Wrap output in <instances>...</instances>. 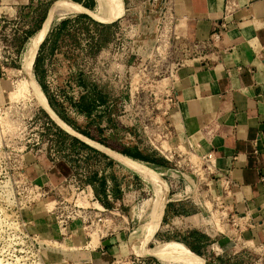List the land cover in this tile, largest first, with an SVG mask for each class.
<instances>
[{"label": "rangeland", "instance_id": "1", "mask_svg": "<svg viewBox=\"0 0 264 264\" xmlns=\"http://www.w3.org/2000/svg\"><path fill=\"white\" fill-rule=\"evenodd\" d=\"M46 4L48 6L42 12L44 17L38 25H29L26 29L27 24L9 21V16L3 17L4 0H0V263L70 264L66 257L68 253L85 250L72 245L67 234L60 236L59 229H54V236L58 239L47 238L44 233L48 228L45 226V230H41L35 216L42 211L48 218L47 223L55 228V217L47 213L52 207L51 202L45 203L54 198L61 200L72 196L70 190L62 187L50 190L43 174L45 169L62 161V156L51 144L54 129H65L124 165V159L108 151L110 149L94 144L66 124L72 119L82 127H90V114L94 115L91 121L96 122L102 115L99 111L107 104H113V108L117 104L118 113L113 111V114L114 118L115 114L120 116L125 142L138 141L146 156L155 155L156 159L170 163L169 171L159 175L155 182L156 193L137 174L124 169L123 180L138 179L140 185L134 196L131 189L126 191V194L138 197L130 209L133 223L128 231L129 236L134 232L136 243L130 236L129 244L137 255H154L141 244L144 238L148 240L152 236L146 221L149 212L134 220V208L141 202H144V207L151 205L155 208L160 204L159 198L166 200V195L173 194L171 187L176 179L180 177L186 182L183 176L189 172L186 166H192L197 176L191 179L194 186L207 183L200 158L189 150L188 154L183 152L179 144L173 143L165 119L169 81L187 62L171 2L47 0ZM61 19L68 20L67 27L61 36L49 41L48 36ZM18 80L30 81L52 111L38 103L36 97L17 99L10 96L17 90ZM80 166L82 162L76 165ZM63 167L67 168L64 164ZM75 177L66 176L64 185ZM206 187L200 186L201 189L195 192L196 187L191 186L186 194L179 197L191 201L198 196L205 216L225 233L226 212L213 201V195ZM123 211L126 212L125 208ZM162 213L153 225L155 229ZM112 223L109 226L85 227L86 240L92 242V234L95 233L99 241L105 227H112ZM82 225L87 226L88 223L83 222ZM156 248L184 251L180 257L177 253L171 256L169 252H160L163 258H157L163 264H170L171 260L172 264H199L197 258L180 243H157L150 249ZM251 256L252 260L244 254L242 262H255V255Z\"/></svg>", "mask_w": 264, "mask_h": 264}, {"label": "crops", "instance_id": "2", "mask_svg": "<svg viewBox=\"0 0 264 264\" xmlns=\"http://www.w3.org/2000/svg\"><path fill=\"white\" fill-rule=\"evenodd\" d=\"M85 1L90 0H81ZM46 2L4 0L3 17L25 23L27 29L29 25H38L44 17L42 12L48 6ZM170 2L187 62L169 81L172 102L165 119L173 143L184 145L199 158L209 152L213 154L210 171L202 166L207 183H197L194 187L198 192L200 186H208L213 201L226 212V232L219 231L205 216L198 196L199 202L179 197L192 186L179 177L172 184L173 194L166 195V200L159 198L158 206L147 208L141 202L133 210L134 220L149 212L146 221L152 236L148 240L144 238L147 241L142 240L141 244L156 257L133 252L128 235L129 225L133 223L130 209L138 200L133 196L140 185L138 179L123 180L124 169L137 174L156 193L155 182L159 175L169 171L170 163L156 159L155 155L146 156L138 141L125 142L120 116L115 114L114 118L113 114V111L118 113L117 104L115 108L113 104H107L99 111L102 115L96 122L91 121L94 115L90 114V127H82L72 119L66 124L124 159V167L97 146L58 127L54 129L51 144L62 156V161L43 173L50 190H59L68 175L84 177L105 208L122 214L121 218H113V226L105 228L98 243L90 248L86 246L89 241L83 221L69 222L66 234L72 240L71 244L88 248L68 253L66 257L70 264H163L157 258L162 257L160 252H169L171 256L177 253L180 257L184 251L150 248L171 241L182 244L199 264H264V0ZM58 24L48 36L49 41L61 36L68 20L61 19ZM216 33L219 34L217 39ZM131 132L134 134V130ZM79 162H82L80 168L76 167ZM40 167L42 171L39 164V170ZM186 167L188 175L197 177L192 166ZM128 189L132 190L133 196L126 194ZM90 213L94 217L97 212L92 210ZM161 213L155 229L153 225ZM35 218L41 230H45V226L48 228L44 233L47 238H56V228L47 223V216L42 211ZM245 246L253 248L244 249ZM244 254L250 260L251 255H255V262H242ZM170 262L172 264V260Z\"/></svg>", "mask_w": 264, "mask_h": 264}, {"label": "built area", "instance_id": "3", "mask_svg": "<svg viewBox=\"0 0 264 264\" xmlns=\"http://www.w3.org/2000/svg\"><path fill=\"white\" fill-rule=\"evenodd\" d=\"M226 15L227 12H225V16ZM214 35L216 39L219 38L218 33ZM166 101L168 106L172 102L170 92L166 94ZM200 160L202 166L210 171V165L213 163V154L211 152L204 154L200 156ZM65 182H67L66 179L63 180L60 187L70 190L72 196L67 199L62 198L61 200L54 198L45 203L46 205L51 202L52 207L47 210V213L52 214L55 217V228L59 229L60 236L66 234L68 223L77 219L88 223L87 226H84L85 228L93 225L99 227L107 226L109 223H112L114 217H122L120 212L117 213L104 207L100 200L94 195L91 185L85 182L84 177L75 178L73 180L69 179L67 185H64ZM107 196L110 197L111 194L107 192ZM84 202H87L88 204H84ZM95 204L97 205L94 206ZM92 210L97 213L91 218L90 211Z\"/></svg>", "mask_w": 264, "mask_h": 264}, {"label": "bare ground", "instance_id": "4", "mask_svg": "<svg viewBox=\"0 0 264 264\" xmlns=\"http://www.w3.org/2000/svg\"><path fill=\"white\" fill-rule=\"evenodd\" d=\"M185 31V30H184ZM21 80V79H20ZM19 81V80H18ZM16 85V84H15ZM17 90L15 91V93L13 92V95L11 94L10 96H15L17 99L18 98H27V99H30V98H34L36 97V99L39 101L38 103L41 102V104H44L46 105L48 108L49 106L47 105L45 99H44V96L41 94L40 91L36 90L33 88V86L31 85V82L28 81V80H24V81H19L17 83V86H16ZM11 100H12V97H11ZM50 109V108H49ZM51 110V109H50ZM52 111V110H51ZM95 144V143H94ZM102 147V146H101ZM179 149L182 150L183 152H186L188 154V149L182 145V144H179ZM193 156V155H192ZM198 175V174H197ZM49 217V216H48ZM48 219V218H47ZM133 232V231H132ZM131 236V239H133V242H135V235H134V232L130 235ZM92 242H90L88 245V248L90 247H94L97 243H98V237L96 236L95 233L92 234ZM136 243V242H135ZM87 248V249H88ZM139 248V247H137ZM136 248V250H137ZM86 249V248H85ZM162 259V258H160ZM163 260V259H162ZM164 261V260H163ZM165 262V261H164ZM167 263V262H166ZM2 264V263H0ZM8 264V263H7Z\"/></svg>", "mask_w": 264, "mask_h": 264}, {"label": "water", "instance_id": "5", "mask_svg": "<svg viewBox=\"0 0 264 264\" xmlns=\"http://www.w3.org/2000/svg\"><path fill=\"white\" fill-rule=\"evenodd\" d=\"M184 178L190 183V185H192V187H194V184L192 183L191 179L194 180L190 175L188 174H183ZM131 216V214H130Z\"/></svg>", "mask_w": 264, "mask_h": 264}]
</instances>
